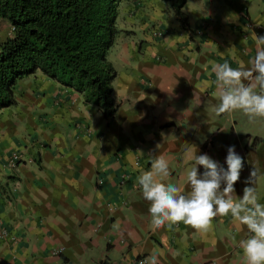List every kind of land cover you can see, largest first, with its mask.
Returning a JSON list of instances; mask_svg holds the SVG:
<instances>
[{"label":"crops","instance_id":"0c3cea01","mask_svg":"<svg viewBox=\"0 0 264 264\" xmlns=\"http://www.w3.org/2000/svg\"><path fill=\"white\" fill-rule=\"evenodd\" d=\"M116 26L111 118L40 72L19 79L15 104L0 110V228L15 236L0 238V264H150L157 252V264H243L249 233L230 215L215 217L206 236L182 222L153 230L137 177L163 155L164 182L188 195L189 151L226 169L234 146L244 166L233 195L255 168L264 204V118L216 116L215 84L199 88L215 80L214 64L254 57L264 0H186L179 14L162 0H121Z\"/></svg>","mask_w":264,"mask_h":264},{"label":"clouds","instance_id":"9594fccd","mask_svg":"<svg viewBox=\"0 0 264 264\" xmlns=\"http://www.w3.org/2000/svg\"><path fill=\"white\" fill-rule=\"evenodd\" d=\"M237 19L234 14L226 17L232 22ZM253 39L256 53L247 64L240 61L235 68L227 61L214 64L215 80H204L199 85L200 91L204 92L215 84V96L219 100L213 108L216 116L239 111L250 123L264 118V36L254 34ZM186 162L192 164L185 176V182L191 189L188 195L183 194L176 184L164 182L170 170L163 155L154 157L150 169L140 171L137 177L142 195L150 203L153 230L182 222L201 236H206L212 231L215 217L230 215L238 231L246 227L249 233L247 238L239 241L243 264H264V204L259 202L254 187L257 170L253 168L250 171L243 194L237 198L233 195L234 184L239 181L244 165L234 146L227 149L226 169L207 154L197 155L196 148L189 151ZM197 165L203 167L202 174L198 173ZM133 167L139 170L134 161ZM162 254H153L150 264H157L156 257Z\"/></svg>","mask_w":264,"mask_h":264},{"label":"trees","instance_id":"16d2710c","mask_svg":"<svg viewBox=\"0 0 264 264\" xmlns=\"http://www.w3.org/2000/svg\"><path fill=\"white\" fill-rule=\"evenodd\" d=\"M120 1L0 0V20L11 26V36L0 44V110L15 104L19 79L40 72L111 118L116 70L107 54L119 30ZM162 1L176 14L186 2Z\"/></svg>","mask_w":264,"mask_h":264},{"label":"built area","instance_id":"2783aa9c","mask_svg":"<svg viewBox=\"0 0 264 264\" xmlns=\"http://www.w3.org/2000/svg\"><path fill=\"white\" fill-rule=\"evenodd\" d=\"M248 26V24H247ZM20 159V156L18 154H13L10 157L8 165L10 167H13L16 165V162ZM0 238L1 239H8L10 241L15 240V236L10 235L9 231L6 228H0ZM130 264H146V259L143 257L136 258L132 263Z\"/></svg>","mask_w":264,"mask_h":264},{"label":"rangeland","instance_id":"374dc122","mask_svg":"<svg viewBox=\"0 0 264 264\" xmlns=\"http://www.w3.org/2000/svg\"><path fill=\"white\" fill-rule=\"evenodd\" d=\"M11 36V26L8 21L0 20V44Z\"/></svg>","mask_w":264,"mask_h":264}]
</instances>
